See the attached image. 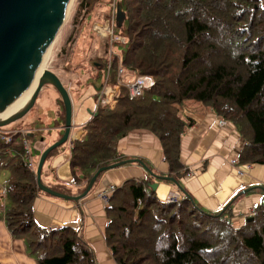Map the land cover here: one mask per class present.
<instances>
[{"label": "trees", "instance_id": "obj_1", "mask_svg": "<svg viewBox=\"0 0 264 264\" xmlns=\"http://www.w3.org/2000/svg\"><path fill=\"white\" fill-rule=\"evenodd\" d=\"M90 6L80 0V9ZM117 9L123 40L114 47L127 71L125 79L149 74L153 84L134 98L121 88L113 107L95 110L82 138L71 141L72 179L83 181L78 194L96 169L117 161V140L133 129L152 132L173 176L183 175L179 142L191 120L177 105L186 99L234 125L244 141L236 164H264V1L119 0ZM105 60L91 63L97 79L103 76ZM111 60L114 81L116 57ZM58 102L62 126L59 96ZM18 136L0 140V170L8 173L0 218L9 234L23 242L36 264H96L76 229H47L34 222L33 199L53 196L36 186L35 166L27 164ZM59 146L46 155L41 182L43 165ZM43 184L72 195L63 185ZM104 211L103 240L115 264H264V197L253 208L252 219L235 226L229 207L220 213L206 211L185 191L179 200L164 202L143 180L128 179L115 188Z\"/></svg>", "mask_w": 264, "mask_h": 264}, {"label": "crops", "instance_id": "obj_2", "mask_svg": "<svg viewBox=\"0 0 264 264\" xmlns=\"http://www.w3.org/2000/svg\"><path fill=\"white\" fill-rule=\"evenodd\" d=\"M128 78L131 79V76ZM97 89L98 86L95 90ZM77 92L74 91V96L78 95ZM50 100L49 112L41 114L37 118V126H34L39 132L47 133V140L43 144H37L39 151L56 140V132L61 129L58 96L52 95ZM177 109L182 116L191 120L179 142V161L183 165L181 170H185L183 175L173 176L174 172L163 157L160 142L152 132L133 129L116 143L118 158L115 162L133 159L131 162L104 170L89 192L77 202L37 195L31 205L34 222L47 229L61 226L76 229L90 246L96 264H115L103 240L107 222L104 211L106 204L95 193L107 184L119 187L125 180L141 179L145 188L152 191L159 200H164L172 193L181 198L185 191L206 211L219 212L223 207H229L230 221L235 226L242 224L264 197V164L235 163L244 141L231 122L221 119L222 123L218 124L220 118L209 107L186 99L177 105ZM94 112L90 113V117ZM49 122L53 124L50 125ZM83 123L73 118L71 111L72 127L67 142L47 159L41 176L43 183L63 185L72 195L78 194L83 181L74 179L73 182V172L69 165L70 144L72 140L84 135L86 127ZM38 139L40 142L44 141L43 138ZM239 170L241 174L238 173ZM158 176L168 177L172 181L168 178L159 179ZM152 183H155L153 189L149 186ZM0 264H36L23 242L9 234L1 218Z\"/></svg>", "mask_w": 264, "mask_h": 264}, {"label": "water", "instance_id": "obj_3", "mask_svg": "<svg viewBox=\"0 0 264 264\" xmlns=\"http://www.w3.org/2000/svg\"><path fill=\"white\" fill-rule=\"evenodd\" d=\"M70 1L0 0V113L13 104L29 86L45 50L65 19ZM43 85L51 86L59 96L63 107V125L61 126V136L47 145L38 156L34 170L36 186L40 191L50 196L77 202L89 192L99 172L131 162L133 159L121 160L99 167L90 176L84 189L77 195L57 192L44 185L40 180L43 161L51 149L67 141L72 127L70 97L67 88L58 76L47 68L43 69L24 104L4 119H0V127L20 119L33 105ZM158 178L166 179L168 177L158 176ZM170 181L172 180L170 179ZM149 186L153 189L155 183L149 184ZM176 186L179 185L176 183ZM245 191L246 189L241 193ZM224 208L218 213L222 212ZM251 219L252 217H248L246 221Z\"/></svg>", "mask_w": 264, "mask_h": 264}, {"label": "rangeland", "instance_id": "obj_4", "mask_svg": "<svg viewBox=\"0 0 264 264\" xmlns=\"http://www.w3.org/2000/svg\"><path fill=\"white\" fill-rule=\"evenodd\" d=\"M88 2L89 4L91 3L90 7L80 9V0H71L65 19L57 30L59 32H56L49 48L46 50L47 55H45L46 58L40 69V73L43 69L47 68L57 74V76L59 75L58 78L60 81L65 84L67 89L69 88L72 117H75L78 122H84V127H87L94 121L93 119L91 120L90 113L93 112L95 107L96 92L99 86L102 85V79H97L94 76L91 63L102 58H105L107 62L109 50H112L114 54L116 53V48L114 47L116 44L110 45L109 48L108 37L97 31H93L92 26L113 24L112 29L116 35H118L117 26L122 20L117 9L119 0H88ZM122 49L123 47L118 45L117 51H121ZM112 57L110 61H112ZM97 86L98 89L95 90ZM74 91H78L76 93V95L78 94L77 96H74ZM52 95L58 96L51 86L43 85L33 105L20 119L4 127H0L3 132L14 131V134L19 133L21 136L18 137L21 139H23L21 130H28L30 128V130L33 131V138L28 136L25 137L27 139L29 158L33 166H36L38 156L41 152L37 144H43V142L47 140L46 131L39 132L34 126H37V118L41 116V114L45 115L49 112L48 105ZM115 102L114 100L109 109L113 107ZM49 124L51 125L53 122H49ZM61 134L62 129L58 130L55 136L59 138ZM18 137L16 139H18ZM37 137L43 138L44 141L40 142ZM66 142L67 141L61 144V146ZM24 151V157L28 160L26 149H24ZM7 175L8 173L6 170H0L1 188L5 179H7ZM99 177L100 175L97 177V181Z\"/></svg>", "mask_w": 264, "mask_h": 264}, {"label": "built area", "instance_id": "obj_5", "mask_svg": "<svg viewBox=\"0 0 264 264\" xmlns=\"http://www.w3.org/2000/svg\"><path fill=\"white\" fill-rule=\"evenodd\" d=\"M113 24H103V25H93L92 29L93 31H97L100 34H104L106 37H108V45L110 48V45L116 43V42H122L123 38L121 35H116V33L112 29ZM113 56L116 57V67L114 70V81L110 80V70H111V61L110 58ZM127 74V71L125 68L121 65L119 56L112 52V50H109V55L107 57V62L105 65L104 73L102 76V85H100L99 89L96 92V101H95V107L94 111L98 109H109L113 101L117 100L119 96H121L122 91L121 88L124 89V93L131 98L141 96L142 93L147 90L151 85L153 84V78L149 74H130L131 79L127 78L125 79V76ZM218 124L222 123V120L219 119ZM21 133L23 135L22 139V146L23 149H26V153L29 158V153L27 150V142L25 140V136L31 137L33 136V131L30 129L21 130ZM14 134V131L12 132H3L0 128V140L4 142H9L11 139V136ZM26 160V159H25ZM29 167L33 168L32 161L30 158L26 160ZM231 163H234V160L231 161ZM239 174H241V171H238ZM189 175L185 174V177ZM115 186L113 184H107L102 190L97 191L95 193V196L104 204H107L109 196L112 194V192L115 190ZM180 199V196L177 194H169L165 197L164 202H175Z\"/></svg>", "mask_w": 264, "mask_h": 264}, {"label": "bare ground", "instance_id": "obj_6", "mask_svg": "<svg viewBox=\"0 0 264 264\" xmlns=\"http://www.w3.org/2000/svg\"><path fill=\"white\" fill-rule=\"evenodd\" d=\"M57 32H59V31H57ZM48 48H49V46L47 47V49ZM46 50H45V53L43 55V58L41 59L39 65H38V67H37V69L35 71V74L33 76V79L31 80L29 86L25 89V91L20 95V97L13 104H11L7 109H5L4 111H2L0 113V119H4L9 114H11V113L15 112L16 110H18L24 104L26 99L29 97V95L31 94V92L34 89V86L36 84L37 78L40 75V69H41V67L43 65L44 59L46 58L45 55H47L46 54V52H47ZM20 103H22V104H20Z\"/></svg>", "mask_w": 264, "mask_h": 264}]
</instances>
